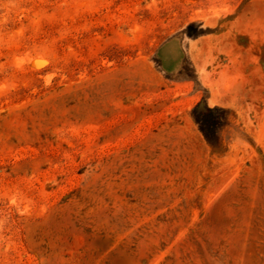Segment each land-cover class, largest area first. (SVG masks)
Wrapping results in <instances>:
<instances>
[{
  "label": "rangeland",
  "instance_id": "1",
  "mask_svg": "<svg viewBox=\"0 0 264 264\" xmlns=\"http://www.w3.org/2000/svg\"><path fill=\"white\" fill-rule=\"evenodd\" d=\"M0 264H264V0H0Z\"/></svg>",
  "mask_w": 264,
  "mask_h": 264
},
{
  "label": "water",
  "instance_id": "2",
  "mask_svg": "<svg viewBox=\"0 0 264 264\" xmlns=\"http://www.w3.org/2000/svg\"><path fill=\"white\" fill-rule=\"evenodd\" d=\"M175 42H176V41H175ZM170 43H171V42H170ZM170 43H169V44H170ZM169 44H168V45H169ZM168 45H167V46H168ZM167 46H166L165 49L163 50V55H164V58H165L166 63L169 64L168 59L166 58V56H167Z\"/></svg>",
  "mask_w": 264,
  "mask_h": 264
},
{
  "label": "crops",
  "instance_id": "3",
  "mask_svg": "<svg viewBox=\"0 0 264 264\" xmlns=\"http://www.w3.org/2000/svg\"><path fill=\"white\" fill-rule=\"evenodd\" d=\"M180 54V53H179ZM164 56V55H163ZM178 57H180V55L178 56ZM166 58L168 59V51H167V56H166ZM168 62H169V64L171 65V66H175L176 64H174L175 62H176V60H172V61H169L168 60Z\"/></svg>",
  "mask_w": 264,
  "mask_h": 264
}]
</instances>
